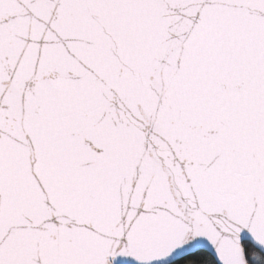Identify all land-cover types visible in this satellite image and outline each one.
I'll return each instance as SVG.
<instances>
[{"label": "snow or ice", "instance_id": "6c2138e0", "mask_svg": "<svg viewBox=\"0 0 264 264\" xmlns=\"http://www.w3.org/2000/svg\"><path fill=\"white\" fill-rule=\"evenodd\" d=\"M0 264H264V0H0Z\"/></svg>", "mask_w": 264, "mask_h": 264}]
</instances>
